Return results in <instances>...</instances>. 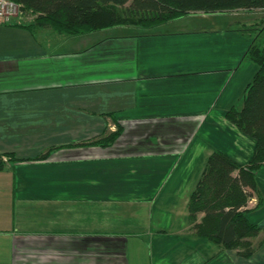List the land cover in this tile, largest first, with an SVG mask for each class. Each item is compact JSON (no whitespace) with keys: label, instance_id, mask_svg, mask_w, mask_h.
Listing matches in <instances>:
<instances>
[{"label":"crops","instance_id":"crops-1","mask_svg":"<svg viewBox=\"0 0 264 264\" xmlns=\"http://www.w3.org/2000/svg\"><path fill=\"white\" fill-rule=\"evenodd\" d=\"M244 12L71 36L0 23V155L19 159L0 171V264H264L258 197L250 257L195 235L188 212L214 149L240 165L255 150L226 116L257 70ZM118 122L113 145L89 144Z\"/></svg>","mask_w":264,"mask_h":264},{"label":"trees","instance_id":"trees-1","mask_svg":"<svg viewBox=\"0 0 264 264\" xmlns=\"http://www.w3.org/2000/svg\"><path fill=\"white\" fill-rule=\"evenodd\" d=\"M23 12L36 14L34 23L18 22L32 31L50 28L63 36L77 35L114 26L152 28L194 12L205 14L254 11L264 8V0H13ZM264 21L259 18L258 24ZM256 22V21H255ZM254 22V23H255ZM256 24V23H255ZM242 23L237 29L250 39L246 58L257 70L245 88L241 108L231 107L227 118L256 141L254 153L245 165L238 164L220 149H214L188 202L191 231L243 257L252 256L256 248L252 239L261 227L247 218L252 197H258L254 209L263 205L257 183V171L264 166V25ZM264 24V23H263ZM123 126L105 131L89 142L103 147L113 145ZM84 143V142H83ZM48 154L34 158L43 160ZM0 155V171L7 163L19 159L14 154Z\"/></svg>","mask_w":264,"mask_h":264},{"label":"rangeland","instance_id":"rangeland-1","mask_svg":"<svg viewBox=\"0 0 264 264\" xmlns=\"http://www.w3.org/2000/svg\"><path fill=\"white\" fill-rule=\"evenodd\" d=\"M237 11H244V10H237ZM246 15H244L243 18H246L247 21L245 22V24H255V27H262V25H264V21L261 22V24L259 22V18H261L262 16H264V8L261 9H257L254 11H246L244 12ZM262 14V15H261ZM19 21L23 22V23H28V24H32L35 22L36 19V14L30 10H26L23 12V15L21 16V18H17ZM182 20H186L185 21V25L184 27H189L190 25H201L202 24V20L199 19H190L189 18H184ZM236 20V19H235ZM256 21V22H255ZM180 22V21H178ZM183 22V21H182ZM255 22V23H254ZM186 23H190L189 25ZM182 24V23H179ZM181 27V26H180ZM181 29V28H180ZM188 29V28H187ZM254 76V75H253ZM252 79V78H251ZM259 179H260V184H259V191L258 192H264V173L259 175Z\"/></svg>","mask_w":264,"mask_h":264},{"label":"built area","instance_id":"built-area-1","mask_svg":"<svg viewBox=\"0 0 264 264\" xmlns=\"http://www.w3.org/2000/svg\"><path fill=\"white\" fill-rule=\"evenodd\" d=\"M23 10L21 4L13 0H0V23H11L21 18ZM19 21V20H18Z\"/></svg>","mask_w":264,"mask_h":264}]
</instances>
